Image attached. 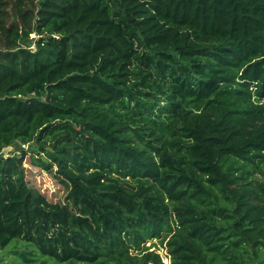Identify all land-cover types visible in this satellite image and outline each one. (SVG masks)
Here are the masks:
<instances>
[{
  "label": "trees",
  "instance_id": "16d2710c",
  "mask_svg": "<svg viewBox=\"0 0 264 264\" xmlns=\"http://www.w3.org/2000/svg\"><path fill=\"white\" fill-rule=\"evenodd\" d=\"M17 2L0 264H264V0Z\"/></svg>",
  "mask_w": 264,
  "mask_h": 264
},
{
  "label": "rangeland",
  "instance_id": "374dc122",
  "mask_svg": "<svg viewBox=\"0 0 264 264\" xmlns=\"http://www.w3.org/2000/svg\"><path fill=\"white\" fill-rule=\"evenodd\" d=\"M24 21L18 10L17 0H0V30L8 31L13 29H24ZM34 36H32L33 38ZM23 149L29 153L24 167L26 179L31 188L42 192L47 198L53 201L63 200L65 197L64 189L49 174L37 168L32 151L36 150L35 145L23 146ZM13 151V148H7L5 155ZM151 251H157L164 260L165 264H171L170 256L166 245H161L158 240H154L147 245ZM5 253V252H1Z\"/></svg>",
  "mask_w": 264,
  "mask_h": 264
},
{
  "label": "water",
  "instance_id": "95a60500",
  "mask_svg": "<svg viewBox=\"0 0 264 264\" xmlns=\"http://www.w3.org/2000/svg\"><path fill=\"white\" fill-rule=\"evenodd\" d=\"M5 150L6 149H4L1 153H0V158H2V157H5L6 155H5Z\"/></svg>",
  "mask_w": 264,
  "mask_h": 264
}]
</instances>
